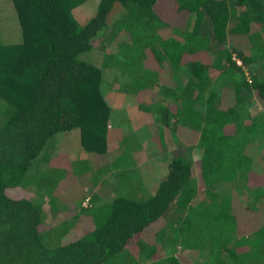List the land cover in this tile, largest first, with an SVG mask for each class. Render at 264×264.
<instances>
[{
    "label": "trees",
    "instance_id": "1",
    "mask_svg": "<svg viewBox=\"0 0 264 264\" xmlns=\"http://www.w3.org/2000/svg\"><path fill=\"white\" fill-rule=\"evenodd\" d=\"M88 1L0 0V264H264V0ZM64 132L120 169L53 211ZM147 134L166 170L127 174Z\"/></svg>",
    "mask_w": 264,
    "mask_h": 264
},
{
    "label": "rangeland",
    "instance_id": "2",
    "mask_svg": "<svg viewBox=\"0 0 264 264\" xmlns=\"http://www.w3.org/2000/svg\"><path fill=\"white\" fill-rule=\"evenodd\" d=\"M95 5L96 2L91 0L83 5L77 6L76 8L77 19L80 22H84L94 11ZM10 12L11 11H9L8 9V13L11 15ZM11 20H13V18H11ZM6 25L10 27L9 28L10 30H7L6 34L4 35L9 39V36L13 37L17 33V31H13L14 26L13 24H10L9 20L6 21ZM199 30L201 34L211 33L210 20L207 16H204L203 20L201 19ZM118 51L121 52V49L119 48ZM116 54L119 55L120 53H116ZM88 56L97 57L99 59L100 52L97 51L94 53H89ZM111 68H113L115 71L117 67H115V65L114 66L111 65ZM108 96H111L110 98L119 102L125 100L128 94L126 92L113 91L109 93ZM261 108L264 109V105H262ZM261 130H262L260 131L261 135L262 137H264V128H261ZM71 133L72 132L62 133L63 135L62 144H64L66 148L60 149L59 146H56L58 144H53L54 145L53 147L52 146L47 147V155L50 158V156L53 153L57 152L58 154H61L66 158L68 157V161L70 162H74L75 160H79L80 158L84 157L88 161L89 165H91V167L89 171H85L83 172L82 175L80 174L77 176L73 175V172L76 171V169L73 167L70 171H67L66 173V176H69L68 178L64 180H59V183L55 188L57 190V193L56 192L54 193L55 196L54 197L49 196L47 202H44V206L46 207V209L52 208L53 211L69 210L73 202H76L78 198L84 197L86 195L83 199V201H85L87 198V194H90L91 191L93 192L99 190L100 193L107 194V192L112 189L111 183L118 179L117 171L120 169V167L113 166V168H111V165L107 161L102 160L101 158L99 160H95V158H93L92 160H88L86 156L91 151L87 152L86 147L81 146V144L76 142V140H72ZM146 136L147 137L144 146L141 145L140 143L142 139L138 140L136 135H135V142L133 141V139H128L129 144L126 145V151L131 154L128 156L127 158L128 161L124 164V166H126L127 169L130 166H134L135 168L132 171L128 169L129 171H127V174L135 175L136 173H138L135 170L141 169L142 172L152 171L155 175L158 176L166 170V164H167L166 162L172 155L171 152L173 147H176V144H172L170 141L174 140L175 137L172 134L171 140L169 142L165 138L164 144L158 146L157 143L155 144L152 143L149 134H147ZM185 139L186 141H188L186 143L188 146L190 145V148L194 147L195 149L196 146H198L197 140H195L194 137L187 135L184 138V140ZM56 141L57 138L55 139V142ZM256 143L258 144V142L256 141L254 142L255 146ZM262 146L264 145H261L260 147ZM254 148L256 149L257 147ZM189 157L191 156L189 155ZM53 172H56V170H53ZM152 172L150 173L152 174ZM150 177L151 176H149L148 174L146 180L149 179ZM70 178H73V180H71ZM69 181H73L76 184L78 181V189H79L78 192L74 191L73 186L72 189L69 187L68 185ZM104 181L107 182L104 185H102Z\"/></svg>",
    "mask_w": 264,
    "mask_h": 264
},
{
    "label": "built area",
    "instance_id": "3",
    "mask_svg": "<svg viewBox=\"0 0 264 264\" xmlns=\"http://www.w3.org/2000/svg\"><path fill=\"white\" fill-rule=\"evenodd\" d=\"M237 62H238V63H240V60H239V59H237ZM83 204H85V202H84Z\"/></svg>",
    "mask_w": 264,
    "mask_h": 264
}]
</instances>
